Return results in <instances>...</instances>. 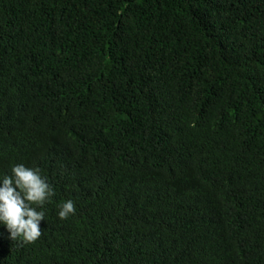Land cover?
<instances>
[{"label":"trees","instance_id":"1","mask_svg":"<svg viewBox=\"0 0 264 264\" xmlns=\"http://www.w3.org/2000/svg\"><path fill=\"white\" fill-rule=\"evenodd\" d=\"M19 164L55 196L0 264H264V0H0Z\"/></svg>","mask_w":264,"mask_h":264},{"label":"clouds","instance_id":"2","mask_svg":"<svg viewBox=\"0 0 264 264\" xmlns=\"http://www.w3.org/2000/svg\"><path fill=\"white\" fill-rule=\"evenodd\" d=\"M12 175L5 176L0 186V222L7 226L12 241L35 243L42 236L43 206L55 196L53 187L38 168L14 165ZM61 220L75 215V203L67 200L58 205ZM41 210H37V209Z\"/></svg>","mask_w":264,"mask_h":264}]
</instances>
